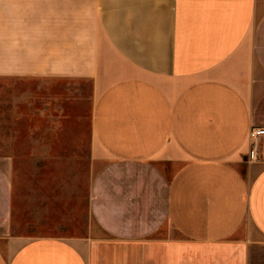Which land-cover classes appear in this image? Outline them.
Masks as SVG:
<instances>
[{"label":"crops","instance_id":"0c3cea01","mask_svg":"<svg viewBox=\"0 0 264 264\" xmlns=\"http://www.w3.org/2000/svg\"><path fill=\"white\" fill-rule=\"evenodd\" d=\"M22 79L90 86L97 168L84 230L33 235L0 155V264H264V0H0Z\"/></svg>","mask_w":264,"mask_h":264},{"label":"rangeland","instance_id":"374dc122","mask_svg":"<svg viewBox=\"0 0 264 264\" xmlns=\"http://www.w3.org/2000/svg\"><path fill=\"white\" fill-rule=\"evenodd\" d=\"M89 111L87 83L0 80V155L13 160L21 233L84 230L87 190L97 168L90 156ZM252 150L260 157L257 145Z\"/></svg>","mask_w":264,"mask_h":264},{"label":"built area","instance_id":"2783aa9c","mask_svg":"<svg viewBox=\"0 0 264 264\" xmlns=\"http://www.w3.org/2000/svg\"><path fill=\"white\" fill-rule=\"evenodd\" d=\"M263 135H264V128L252 127L249 131V140L251 142V146H253L255 148L257 145L258 138L263 136ZM254 155H255V151H253V156Z\"/></svg>","mask_w":264,"mask_h":264}]
</instances>
